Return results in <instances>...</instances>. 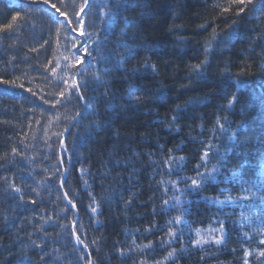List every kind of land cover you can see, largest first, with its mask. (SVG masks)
<instances>
[{
  "label": "trees",
  "instance_id": "1",
  "mask_svg": "<svg viewBox=\"0 0 264 264\" xmlns=\"http://www.w3.org/2000/svg\"><path fill=\"white\" fill-rule=\"evenodd\" d=\"M51 2L57 3L63 11L72 12L73 0H65L67 7H64L61 0ZM81 2L82 0H75L76 6L78 7ZM93 2L97 3L98 0ZM125 2L128 6L121 10L120 16L129 17L133 21L127 27L128 35L125 37L120 36V29L125 27L122 20L118 18L114 30L109 35L102 31L100 17L93 15L96 8L89 10L86 31L92 34V40L99 36L103 43L99 45L97 52H93V67L89 68L86 74L90 77L93 71L112 69L103 76L104 79L111 81L106 86L111 91L109 99L96 106L101 115L88 116L79 125H73L72 132L66 136L69 152L64 154V160L69 174L62 190L59 188V177L47 186H40L36 181L48 179L44 169L51 167L59 155L56 152L59 141L53 136L55 143L49 149L45 145V131L47 130L49 136L63 131L67 124L65 117L73 115L75 109L80 106V103L74 100L63 107H54L52 101L63 89V79H68L71 75L67 70V64L80 57L71 45L76 43V39L82 40L77 34L81 27L75 25L74 21L73 25L68 26L67 31L60 24L50 25L49 17L41 16L34 8L32 20L27 24L21 21L22 30L18 29L17 35L9 33L11 35L6 39L8 33L0 31V56L3 57V60H0V77L17 80L16 86L0 85V156L8 154L6 160H0V164L4 165L0 168V178L8 177L12 183L22 187L25 201L29 199L42 201L35 206V212L40 213L41 209H44L46 214H53L54 219H57L54 214L65 206L64 192H68L70 198H75L79 210L69 211L68 216L71 219L79 216L84 226L81 238L89 245L95 264H133L141 258L146 259L147 264H154L155 261L162 260L167 252L181 247L179 242L160 247V242L168 231L167 222L180 215L178 209L165 210L162 202L180 193H174L170 185L165 193V185L159 182L163 180L166 184L167 181L176 180L178 177L195 176L194 167L199 161L201 150L210 142L219 145L220 150L224 151L227 147L226 138L211 141L209 138L214 135L217 117H227L231 124H226L225 127L234 129L237 124L243 123L239 135V142H243L242 146L236 148L229 156L227 170L220 174L216 184L206 186L199 196L193 197L188 194L191 201L188 206L190 214L185 217L188 225L181 234V239L188 250L180 254L182 258L173 260L172 264H243L245 248L250 250L264 248V245L259 243L262 235L258 231H253L260 227L256 217L253 216L250 221L241 218V212L245 216L252 215L251 211L242 206L240 198L247 195L241 190L248 187L255 177L250 169L245 168L244 178L248 183H229L225 178L233 170H237L240 163L239 154L252 153L253 145L264 142V41L257 42L254 50H251L249 40L251 36L260 32L257 14L249 9L237 17L235 5L229 13L221 14L220 9L214 5L226 4L227 0H125ZM256 3L258 4L259 0H256ZM0 11L12 16L16 11H27V7L22 2L17 5L10 0H0ZM2 17L3 15H0V29L10 22H2ZM200 25H204V28H200ZM231 25H235L232 39L216 44L207 54L209 67L205 70L206 75L189 78V66L206 58L203 50L205 41L211 37L214 30L224 33ZM73 26L76 28L75 32L71 31ZM57 27L62 29L59 36L56 33ZM173 27L177 30L170 31ZM133 34H137L134 40L131 38ZM120 39L137 48V54L125 60L124 68L127 71L115 69L111 60L96 65L95 58L109 52L117 57L124 55V50L116 47ZM181 40L185 42H179ZM13 42H16V46L10 47ZM31 48H36L37 51L32 52L29 50ZM25 53L29 59L26 63L20 62ZM67 56H72V61L66 62L64 57ZM10 57H16L15 68L12 65L5 67V62ZM145 62L148 65H156L157 72L153 73L151 67L146 69ZM57 64L64 70L57 67ZM226 67L228 72L224 73ZM53 68H56L55 73L52 72ZM133 68L137 69L135 73L132 72ZM237 80L242 82L238 93L239 100L228 108L227 100L233 91H236L234 82ZM19 84H23L24 87L20 88ZM130 87L140 90L137 93L142 95L139 106L122 99ZM5 88L8 89L6 95L2 94ZM27 89L32 91L29 92ZM104 91L105 87L97 88L95 82L90 81L87 89L88 102L93 103L90 98ZM45 100L49 102L45 103ZM188 100L204 102L189 107L186 113H181L185 118L172 124L170 131L168 122L173 115L171 109ZM38 102L45 103L48 109L45 112L36 110L34 107ZM108 103L114 104L115 107L105 112ZM57 116L59 123L56 122ZM38 120L40 123H37ZM96 120L110 127H105L103 131L90 128V122ZM89 131L92 138L85 139L81 146L78 142L80 137L87 136ZM77 132L79 135L74 136L73 134ZM215 137H221L218 130ZM177 145H182V149L173 152L172 155L186 157V163L178 173L169 174L164 161L169 155L168 149ZM13 147L22 155H13L11 153ZM137 153L139 155H136ZM69 154H72L71 165L68 164ZM117 160L122 164L127 161L126 166H114ZM216 162L213 158L207 167L211 168ZM81 167L91 168L89 183L91 184L94 179V187L85 190L81 176L76 171ZM98 172H105L106 175H94ZM5 187L4 181L0 179V248H9L13 241L17 242L10 247L13 254L10 258L7 251L0 252V264H28L20 250L29 243L28 233H34L32 239L40 242L42 233L35 231L40 221L33 212V205L29 204L22 210L16 208L19 197L9 199L4 194ZM180 187L184 185L181 184ZM33 188L40 192V196H36ZM88 191L93 192L97 199L114 192L111 202L103 204L102 214L98 217L101 223L98 225L91 224L87 214V206L90 203ZM261 194L264 193H257ZM130 196H133L131 206L125 209V202ZM202 196H220V199L232 196L237 203L235 206L229 205L217 211L214 205L210 207L202 200ZM243 203L252 204L253 201L249 198ZM255 203L258 204L259 201ZM256 211L259 214V210ZM4 213L15 218L10 230L5 229L2 219ZM63 215L60 213L59 223L64 222ZM213 217L227 222L226 243L219 248L211 246L194 249L191 240L195 239V235L194 231L190 233L189 229H207L210 225L218 227L212 224ZM25 218H33L32 224ZM153 223L156 224V228L150 233L145 232ZM44 230L48 233L49 254L53 258L57 254H62L66 258L65 264L71 261L76 254L69 256L68 253L75 240L73 238L69 242L65 238L69 235L71 227L65 231L57 223L44 225ZM243 233H249V236L244 237ZM134 239L135 244L139 245L152 241L155 250L147 253L137 250L125 258L113 254L116 248L134 247ZM93 241L97 243L94 244ZM27 255L33 264H39V255L42 253L39 250H31ZM201 255L206 256V259L201 261ZM249 262L259 264L255 256L249 257ZM46 264H55V261L53 259Z\"/></svg>",
  "mask_w": 264,
  "mask_h": 264
},
{
  "label": "snow or ice",
  "instance_id": "2",
  "mask_svg": "<svg viewBox=\"0 0 264 264\" xmlns=\"http://www.w3.org/2000/svg\"><path fill=\"white\" fill-rule=\"evenodd\" d=\"M61 3L64 7H67L65 0H61ZM235 5V15L239 17L241 14L246 13L247 10L251 9L252 12L256 13V18L260 21L257 25L260 28V32L256 35H253L249 38L250 40V49L254 50V46L259 41H264V0H259V3H256V0H227L226 4H216L214 7L220 9V13H229L232 10V6ZM43 6V7H41ZM127 3L125 0H98L97 3H94L93 0H82V2L78 5L75 4V0H73L72 12H66L61 9V7L57 6V3H52L51 0H26L27 11L21 12L16 11L11 16V21L3 26L0 31H4L6 33H14L18 29L22 30L21 21L24 24H27L30 20H32L33 9L36 8L39 11L41 16L49 17V24H60L65 31L68 30L69 25H73V21L75 25H79L81 27L80 36L81 39H76V43H72V49H77V51L83 53V56L75 58V60L71 63L67 64V70L71 75L68 79H63V89L57 94V98L52 101L53 106L63 107L67 104H71L74 100L80 103V106L75 109L74 114L68 117H65L67 120V124L65 125L63 131L52 133L51 136L48 135L47 130L45 131V145L51 149L55 141L52 139L54 136L56 140L59 141V147L56 149V152L59 153L57 155L56 161L49 168H45L44 171L47 174L48 179L36 181V183L40 186H47L51 181H55L57 177H59V188L62 190L67 181V176L69 174V170L65 167L64 154H68L69 150L66 144V136L72 132L73 125H79L84 119H86L90 115L99 116L101 113L97 109V105L103 103L109 99V92L111 91L107 85L111 83L110 80L104 79L103 76L107 75L112 69L105 68L101 71H93L91 76L89 77L86 73L89 68L93 67V52H97L99 50V45L103 43V41L97 36L95 40L91 39L92 34L86 31L88 26V15L89 10L93 7L96 8V11L93 15L100 17L102 31L106 34H111L114 30V25L119 20H122L125 27L120 29V36L125 37L128 35L127 27L130 26L133 21L129 17H121L120 12L122 9L127 8ZM51 12H54L55 15H50ZM63 18V19H61ZM32 26H35V21H32ZM94 26V22H93ZM200 28H204V25H200ZM235 25H231L228 27L226 32L220 33L216 30L213 31L211 37L205 41L204 52L206 54V58L201 60L199 63L193 64L189 66V78L192 76L203 77L206 75V68L209 67V61L207 60V54H209L216 44L224 43L230 39L234 34L233 29ZM61 27L56 28V33L59 36L61 32ZM177 30L176 27L170 29V31ZM72 32L76 31L75 26L71 28ZM137 34L132 35V39L134 40ZM181 43L185 42L183 40L179 41ZM45 43H48L45 41ZM79 45V47H78ZM16 42L10 47H15ZM43 47V45L41 46ZM117 48H122L124 50V55L117 57L114 56L111 52L106 55H101L96 59V65L106 60H111L113 63V67L117 70L127 71L124 68V63L127 57H131L137 54V48L130 46L126 40L120 39L116 43ZM32 52H36V48L29 49ZM75 54H73L74 56ZM87 59V65H83L82 61ZM29 59L27 53H25L24 57L21 58L20 62L26 63ZM0 60H3V57L0 56ZM66 62L72 61V56L64 57ZM17 63L16 57H10L8 61L5 62V67L7 65H12L15 68ZM47 67V66H46ZM57 67H61V65L57 64ZM144 67L147 69L151 67L152 72H157L156 65H148L145 62ZM61 70H64L61 67ZM137 69L133 68L132 72L135 73ZM243 71V70H241ZM52 72H56V68L52 69ZM224 73L228 72L227 67L223 70ZM95 82L97 88L105 87V91L101 94H98L90 99L93 103H89V98L87 97V89L89 82ZM59 83V80H58ZM0 85H9L16 86L17 80H6L3 77H0ZM236 91H233L232 95L227 100L228 108H231L235 102L239 100V90L242 87V82L237 80L234 82ZM20 88H23V84L18 85ZM27 91L31 92V89H27ZM160 91V90H158ZM140 90L135 87H130L127 91L125 97L122 99H127L130 104H135L139 106V103L142 99V95H138ZM2 94H8V89L5 88ZM34 96L35 93L33 92ZM49 101L45 100V103ZM203 100H188L184 104H177L173 109H171L173 115L169 120V130L171 131V125L175 124L178 120L184 119L185 117L181 115V113H186V110L189 107H195L199 103H203ZM115 107L114 104L108 103L105 112L112 110ZM56 122L59 123V116L56 117ZM37 123H40L38 120ZM52 123V121H49ZM160 123H164V121H160ZM231 124V121L227 119V117H217L216 125L213 129V137H210V141L212 139H223L227 140V147L224 151L220 150L219 145H214L211 142L209 144L204 145V148L201 150V155L199 161L196 163L194 167L195 176L192 177H178L176 180H169L165 184V181L161 180L159 183L161 185H165V193L169 190L168 185H170L171 190L176 193H180V195H173L168 199H165L162 202V206L165 210L169 209H178L180 215L175 216L167 222L168 231L166 236L160 242V247L170 246L174 242H179L181 247L179 249H172L167 252V254L160 261H155L154 264H172L173 260L177 258H182L180 254L187 251L188 249L185 247L184 241L181 239V234L185 226L188 225V221L185 217L190 214L189 207L191 201L188 198V194H191L193 197L199 196L202 189L206 186L212 184H216L218 182V177L223 171H226V165L230 162L229 156L233 154L234 150L238 147L242 146L243 142H239V135L243 128V123L237 124V127L231 129L229 127H225V125ZM90 128L98 129L103 131L105 127H110V125H106L100 120L92 121L89 125ZM219 131L221 133V137H215V132ZM176 131H179V127L176 128ZM74 136H78L79 133H74ZM119 134L117 133V136ZM92 138L91 131L88 132L87 136L80 137L79 144L83 146L85 139ZM76 141H74L75 145ZM203 143V141H201ZM161 149L163 145L160 146ZM182 149V145H177L175 148L168 149L169 155L167 159L164 161V165L168 168L169 174L178 173L185 166L186 157L184 156H174L172 155L175 151H180ZM254 151L252 153L239 154V166L237 170H233L228 177L225 179L229 183H248L245 180L244 169L248 168L252 171L255 179L248 187L243 188L241 191L243 193H247L240 198L241 204L243 207H246L249 211H251V216H245L243 212H241V218L243 220L250 221L253 216L256 217L257 221L260 224L258 229H254L253 231H258L262 238L259 243L264 245V194L257 195V193H264V142H261L258 145H253ZM75 148L73 147V153ZM11 153L13 155H22V153H18L17 148L13 147L11 149ZM136 155H139L138 153ZM151 156L152 154L149 153ZM8 154L5 153L4 156H0V160H6ZM216 159V163L212 165L211 168L207 167L208 163L213 159ZM254 158V160H253ZM48 159V155H45V160ZM68 164H72V154L68 155ZM127 161L123 164L120 160L115 161L114 166H126ZM4 165L0 164V168ZM203 167V171L201 168ZM79 172L83 186L85 190L90 187L95 186V181L93 179L92 183H89L91 168L90 167H81L76 169ZM94 175L105 176V172H98ZM4 181L6 187L4 188V194L9 199H15L17 196L19 197V203L16 205V208L23 209L27 205H33V212L36 217L39 218L40 223L36 225V232L42 233V237L40 242L32 239L34 233H28L29 243L25 244L24 247L20 250L23 253V259L28 262V264H33L31 258L27 255L28 251L31 250H39L42 255H39V264H46L47 261L53 260L55 264H65L66 258L62 254H57L54 258L47 251V243H48V233L44 230V225L48 224H57L62 230L67 231L69 226L71 227V231L68 236L65 238L71 242L74 238L75 244L72 245V249L69 251L68 255L73 256V253L76 255L73 256L71 261H68L67 264H95L92 253L89 250V245L85 243V241L81 238V233L84 231V226L81 223L79 216L75 219H71L68 216L69 211L78 212V204L75 202V198H70L68 192H64L63 200L66 202L65 206L56 212L54 215L57 219H54L53 214H46L44 209H41L40 213L35 212V206L41 203L42 201H38L37 199H29L25 201L24 197V189L20 186H17L15 183H12L8 177L0 178ZM131 180V177H129ZM183 184L184 187H180ZM255 189V191H254ZM32 191L36 194V196H40V192L33 188ZM227 191V189H225ZM222 195V193H221ZM114 196V192L110 193L108 196H101L97 199L96 195L88 191V198L90 203L87 206V214L90 217V223L93 225L100 224V220L98 219L99 215L102 214L103 204L110 203L111 198ZM252 199V204H245L243 202ZM133 196H130L129 200L125 202V209L129 208L132 203ZM202 200L206 201L208 205L215 206L217 211L222 210L223 208L231 205L235 206L237 200L232 196L225 197L224 199H220V196H202ZM255 201H259L258 204ZM259 210V214H257L256 210ZM60 213H63V223H59ZM3 223L5 229L11 228V226L15 223V218L8 216L6 213L2 215ZM29 224H32L33 218H25ZM225 220H220L213 217L212 224L218 225V227H212L211 225L207 229L196 228L194 230L189 229L190 233L194 231L195 239L191 240V246L194 249H203L205 247H223L226 243V226ZM243 227V225H241ZM156 228V224L153 223L149 228L145 229V232L150 233L153 229ZM244 237H248L249 233H243ZM19 240V237H17ZM17 241H13L10 247L14 246ZM93 243H97V241H93ZM118 243V242H116ZM134 247L129 249L124 248H116L113 254H118L121 258H125L130 256L134 251L139 250L142 253H147L149 251H154L153 242L149 241L148 244L139 245L135 244V239L133 240ZM82 246V247H81ZM9 248H0V252L7 251L9 253V258L13 255ZM67 247V245H65ZM244 260L243 264H250L249 257L255 256L259 261V264H264V248H256V249H248L245 248L244 252ZM206 259V256L201 255L200 260L203 261ZM133 264H147L146 259L141 258L139 261H134Z\"/></svg>",
  "mask_w": 264,
  "mask_h": 264
},
{
  "label": "bare ground",
  "instance_id": "3",
  "mask_svg": "<svg viewBox=\"0 0 264 264\" xmlns=\"http://www.w3.org/2000/svg\"><path fill=\"white\" fill-rule=\"evenodd\" d=\"M3 13V14H2ZM0 15H3L2 17V22H8V21H11V16L9 14H7L6 12H3V11H0ZM14 35H17L18 34V31L12 33ZM11 34H6V39L9 38ZM76 52V51H74ZM85 60H83L82 64L84 63ZM36 110H39L41 112H45L47 108L46 104L43 103V102H38L37 105L34 107Z\"/></svg>",
  "mask_w": 264,
  "mask_h": 264
}]
</instances>
